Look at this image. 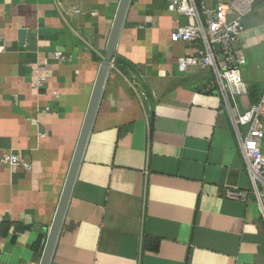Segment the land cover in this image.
<instances>
[{"label":"crops","instance_id":"crops-1","mask_svg":"<svg viewBox=\"0 0 264 264\" xmlns=\"http://www.w3.org/2000/svg\"><path fill=\"white\" fill-rule=\"evenodd\" d=\"M117 4L0 0V156L18 151L31 165L0 164V264L39 263ZM166 5L130 0L50 264H264L245 128L235 130L211 68L178 70L195 44L170 35L193 18ZM242 25L248 107L264 88V0Z\"/></svg>","mask_w":264,"mask_h":264},{"label":"built area","instance_id":"built-area-1","mask_svg":"<svg viewBox=\"0 0 264 264\" xmlns=\"http://www.w3.org/2000/svg\"><path fill=\"white\" fill-rule=\"evenodd\" d=\"M257 0H213L212 7L198 10L193 0H166V8L178 15L193 18L192 24H177L171 32L172 41L194 43V52L180 57L177 67L180 71L190 68H211L214 86L226 100L230 118L235 130L244 127L245 133L239 138L248 178L250 192L261 200L264 196V88L259 99L244 107L241 101L248 93V85L243 80L241 70L246 58L238 42L243 32L242 18L249 14ZM74 13L79 10L74 8ZM61 59L60 52L55 53ZM36 77L35 86H42L46 78L36 67L32 69ZM0 164L22 166L31 169L29 162L20 158L18 151L3 152ZM225 196L246 202L248 193L242 190H226Z\"/></svg>","mask_w":264,"mask_h":264},{"label":"water","instance_id":"water-1","mask_svg":"<svg viewBox=\"0 0 264 264\" xmlns=\"http://www.w3.org/2000/svg\"><path fill=\"white\" fill-rule=\"evenodd\" d=\"M130 0H118V4L116 7L115 15L112 21V25L110 27V31L108 34V38L105 45L104 55L102 60L99 63V67L97 70V74L95 77V81L93 84L92 92L90 95V99L86 108V112L83 118V122L81 125V129L78 135V139L76 142L75 150L72 156V160L70 162V166L66 175V179L64 185L62 187V191L60 194V198L58 201V205L52 220L50 227L48 228L46 239L44 242L43 250L40 256V260L38 264H50L52 253L56 244L57 236L61 227L62 219L66 210V206L72 191V187L74 184V180L76 177V173L78 170V166L81 161L82 153L90 132V128L92 125V121L95 115V111L97 108V104L101 95V91L106 80V76L108 74V70L110 68V64L113 60L116 43L118 40V36L120 30L122 28V24L125 19L126 11L129 6ZM101 75L100 82L97 85V78ZM69 181V182H68ZM67 183V187H66ZM65 190V198L62 202L61 195Z\"/></svg>","mask_w":264,"mask_h":264},{"label":"bare ground","instance_id":"bare-ground-1","mask_svg":"<svg viewBox=\"0 0 264 264\" xmlns=\"http://www.w3.org/2000/svg\"><path fill=\"white\" fill-rule=\"evenodd\" d=\"M100 78H101V75H99L98 76V78H97V85L99 84V82H100ZM69 182V181H68ZM68 185H67V183H66V187H67ZM65 190H63V193H62V195H61V200H62V202H63V200H64V198H65Z\"/></svg>","mask_w":264,"mask_h":264}]
</instances>
